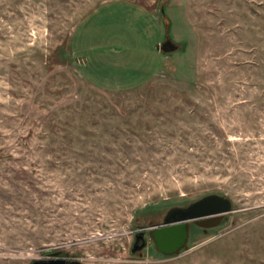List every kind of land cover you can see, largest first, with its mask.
<instances>
[{
    "label": "rangeland",
    "instance_id": "1",
    "mask_svg": "<svg viewBox=\"0 0 264 264\" xmlns=\"http://www.w3.org/2000/svg\"><path fill=\"white\" fill-rule=\"evenodd\" d=\"M217 193V226L132 254ZM58 257L264 264V0H0V264Z\"/></svg>",
    "mask_w": 264,
    "mask_h": 264
},
{
    "label": "water",
    "instance_id": "2",
    "mask_svg": "<svg viewBox=\"0 0 264 264\" xmlns=\"http://www.w3.org/2000/svg\"><path fill=\"white\" fill-rule=\"evenodd\" d=\"M164 52L175 51L177 45L171 39L159 46ZM232 205L229 198L220 194H207L186 206H174L166 211L162 223L155 226L151 236L157 250L166 255L175 254L188 240V224L194 221L201 227H215L222 220V216L231 212ZM139 239L133 243L132 254L135 249L146 245H137ZM30 264H81L79 260H68L65 257L34 259Z\"/></svg>",
    "mask_w": 264,
    "mask_h": 264
},
{
    "label": "flooded vegetation",
    "instance_id": "3",
    "mask_svg": "<svg viewBox=\"0 0 264 264\" xmlns=\"http://www.w3.org/2000/svg\"><path fill=\"white\" fill-rule=\"evenodd\" d=\"M165 213H166V212H165ZM165 213H164V215H165ZM164 215L162 216L161 221H159V222H151V223L147 224L146 226H144V225H139V224H138V225L136 226V228L134 229V231H133V241H132V245H131V247L133 246V243L136 241V239H139V241H138L137 245H135V246H139V245H141L143 242H146V237H147L146 235H147L148 233L151 235L153 228H154L155 226H159V225H161V223L163 222L162 219H163ZM190 222H191V221H190ZM190 222H189V223H190ZM188 226H189V224H188ZM152 239H153V237H152ZM146 246H147V242H146V245H145L144 247L135 249V252H134V253H136V252H141V250H142L143 248H145ZM153 247H154L155 250H157L156 247H155L154 241H153ZM157 251H158L160 254H162L159 250H157ZM81 264H82V263H81Z\"/></svg>",
    "mask_w": 264,
    "mask_h": 264
}]
</instances>
